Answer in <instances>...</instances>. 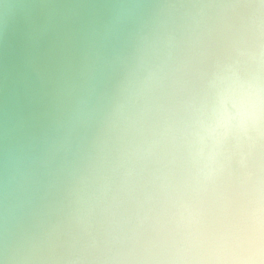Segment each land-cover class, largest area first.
<instances>
[{
    "label": "bare ground",
    "instance_id": "bare-ground-1",
    "mask_svg": "<svg viewBox=\"0 0 264 264\" xmlns=\"http://www.w3.org/2000/svg\"><path fill=\"white\" fill-rule=\"evenodd\" d=\"M177 4L68 90L19 264H264V0Z\"/></svg>",
    "mask_w": 264,
    "mask_h": 264
},
{
    "label": "water",
    "instance_id": "water-1",
    "mask_svg": "<svg viewBox=\"0 0 264 264\" xmlns=\"http://www.w3.org/2000/svg\"><path fill=\"white\" fill-rule=\"evenodd\" d=\"M178 5L177 0H0V264H19L28 240L19 242L32 234L14 243L9 231L31 198L35 177L45 175L44 169L32 173L37 151L64 129L57 118L62 114L65 125L74 113L78 101L67 97L68 90L75 86L81 92L91 82L85 76L101 78L111 58L128 56ZM147 8L145 26L134 33L136 17Z\"/></svg>",
    "mask_w": 264,
    "mask_h": 264
}]
</instances>
